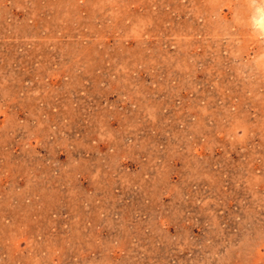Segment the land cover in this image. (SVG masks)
<instances>
[{
  "label": "rangeland",
  "instance_id": "rangeland-1",
  "mask_svg": "<svg viewBox=\"0 0 264 264\" xmlns=\"http://www.w3.org/2000/svg\"><path fill=\"white\" fill-rule=\"evenodd\" d=\"M263 25L0 0V264H264Z\"/></svg>",
  "mask_w": 264,
  "mask_h": 264
},
{
  "label": "bare ground",
  "instance_id": "bare-ground-1",
  "mask_svg": "<svg viewBox=\"0 0 264 264\" xmlns=\"http://www.w3.org/2000/svg\"><path fill=\"white\" fill-rule=\"evenodd\" d=\"M259 20V19H258ZM260 21V20H259ZM259 21H258V23H259ZM263 21V20H262ZM262 23V22H261ZM264 26V25H263Z\"/></svg>",
  "mask_w": 264,
  "mask_h": 264
}]
</instances>
